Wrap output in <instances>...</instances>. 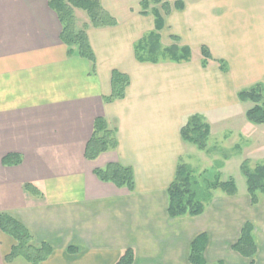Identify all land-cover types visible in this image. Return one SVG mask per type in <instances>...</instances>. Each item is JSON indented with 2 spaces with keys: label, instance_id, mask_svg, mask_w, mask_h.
Masks as SVG:
<instances>
[{
  "label": "crops",
  "instance_id": "obj_1",
  "mask_svg": "<svg viewBox=\"0 0 264 264\" xmlns=\"http://www.w3.org/2000/svg\"><path fill=\"white\" fill-rule=\"evenodd\" d=\"M142 1L101 0L117 24L88 29L92 69L69 54L49 0H0V215L53 247L41 264H116L127 248L133 264H192L191 244L203 232L208 263L264 264V196L252 205L247 190H212L204 213L171 218L167 193L180 158L192 160L196 147L181 136L185 118L201 114L211 125L240 105V90L264 85V0H168L165 15L154 5L142 14ZM155 8L165 19L163 46L190 47L189 61L137 59L136 43L155 29ZM202 46L228 70L204 67ZM113 70L131 83L108 103ZM99 116L117 128L119 146L90 160L86 144ZM9 154L21 163L4 164ZM109 163L133 168L134 191L97 177ZM247 221L258 246L253 259L232 248ZM15 243L0 228V264H13L6 257Z\"/></svg>",
  "mask_w": 264,
  "mask_h": 264
},
{
  "label": "trees",
  "instance_id": "obj_2",
  "mask_svg": "<svg viewBox=\"0 0 264 264\" xmlns=\"http://www.w3.org/2000/svg\"><path fill=\"white\" fill-rule=\"evenodd\" d=\"M49 5L54 10L62 25L61 39L68 47L69 54L78 53L96 67V55L91 46L88 29L92 27H106L117 24L116 19L103 7L101 0H49ZM151 5L157 6L164 11V15L171 10L168 0H143L141 2V13L148 14ZM177 8H182L183 3H176ZM155 8V29L144 35L136 43V57L140 62L157 63L160 60H171L175 62L189 61L192 50L188 46L172 44L164 47L160 32L165 26V19L161 10ZM76 9L84 10L89 22L81 27L77 25ZM160 10V11H159ZM174 38L177 39L175 36ZM202 64L208 66L210 62H216L223 71L228 70V64L224 60H215L210 49L202 46ZM131 83L130 76L119 70L112 72V91L104 97V101L110 103L126 96V90ZM242 102L252 101L255 103L247 113V119L254 124H264V85L255 84L250 88L238 92ZM181 136L186 143L196 146L202 151L215 153L208 146L211 135V126L201 114L187 116L181 126ZM119 146L117 128L111 127L105 117L99 116L95 119L93 133L86 144L85 156L87 159H97L102 153L115 150ZM239 148V147H238ZM22 161L19 154H9L3 158V163L17 165ZM215 179L201 182L200 174H196L190 164L181 158L178 162L173 182L168 187V213L171 218L183 216H197L204 213L206 204L211 201L212 190H220L227 195L238 194V186L233 178L221 180V172L218 170ZM247 178V192L252 205L260 202L264 195V162L251 168L246 160L241 167ZM97 177L105 182H112L118 187H126L134 191L136 187L134 170L130 166L120 163H109L104 168L95 169ZM29 186V185H28ZM0 228L15 240L11 252L7 255L8 262L17 257H23L26 264H41L50 257L53 247L47 242H36L29 229L18 219L9 215H0ZM208 244V235L203 232L196 236L191 244L190 262L192 264H223L221 262L208 263L204 253ZM232 248L246 258L253 259L258 251L254 237V224L247 221L241 230L238 241ZM74 247H70V250ZM135 251L133 248L125 249L116 264H133Z\"/></svg>",
  "mask_w": 264,
  "mask_h": 264
},
{
  "label": "rangeland",
  "instance_id": "obj_3",
  "mask_svg": "<svg viewBox=\"0 0 264 264\" xmlns=\"http://www.w3.org/2000/svg\"><path fill=\"white\" fill-rule=\"evenodd\" d=\"M76 12L78 26L81 27L87 20L89 22L84 10L76 9ZM178 39L173 38L176 42ZM261 103H264V100ZM254 105L252 101L241 102L239 106L225 110L218 120H210L212 134L208 146L213 148L214 156L206 158L202 150L194 147L193 159L189 160L187 156L184 159V162H189L196 174H200L202 183L206 184V180L215 179L216 166L220 161H226L225 170L220 171L221 180L233 178L238 189L246 192L247 178L241 170L243 162L247 160L251 168L264 162V124L251 123L246 116L247 111ZM12 263L26 264V261L23 257H17Z\"/></svg>",
  "mask_w": 264,
  "mask_h": 264
}]
</instances>
